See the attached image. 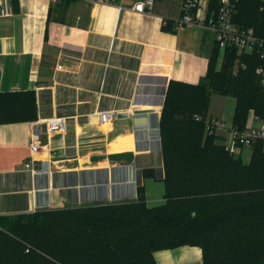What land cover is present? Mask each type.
Wrapping results in <instances>:
<instances>
[{"label":"crops","instance_id":"1","mask_svg":"<svg viewBox=\"0 0 264 264\" xmlns=\"http://www.w3.org/2000/svg\"><path fill=\"white\" fill-rule=\"evenodd\" d=\"M138 1L14 0L0 14V92L34 91L37 107L34 121L0 125V216L130 201L138 186L146 202L164 194L157 138L166 90L199 82L214 36L200 24L163 30L183 0H153L144 13L132 10ZM52 118L64 125L48 132ZM33 133L41 148L26 168ZM153 257L201 264L202 254L181 246Z\"/></svg>","mask_w":264,"mask_h":264},{"label":"trees","instance_id":"2","mask_svg":"<svg viewBox=\"0 0 264 264\" xmlns=\"http://www.w3.org/2000/svg\"><path fill=\"white\" fill-rule=\"evenodd\" d=\"M218 7L219 0H208L207 14ZM233 20L263 36L264 0H238ZM177 26L178 20L163 30ZM259 65L256 53L220 50L214 41L197 84L169 82L158 123L162 203L148 206L138 186L130 202L2 215L0 264H157L156 251L181 246L199 247L201 264H264L263 142L253 144L243 164L223 136L206 133L204 122L212 94L235 99L237 131L249 112L264 121ZM36 117L34 91L0 92V125ZM143 177L155 175L144 170Z\"/></svg>","mask_w":264,"mask_h":264},{"label":"built area","instance_id":"3","mask_svg":"<svg viewBox=\"0 0 264 264\" xmlns=\"http://www.w3.org/2000/svg\"><path fill=\"white\" fill-rule=\"evenodd\" d=\"M10 1L0 0V8H5L1 10L0 14L11 13ZM207 1L183 0L178 26L200 24L213 34L214 41L218 44L220 50L231 47L236 49L238 54L256 53L260 59V65L256 68L255 73L260 84L264 87V35L257 36L252 28H243L234 22L233 17L238 0H219L218 10L210 15L207 14ZM152 6L153 0H140L133 5L132 10L144 13L146 10H151ZM99 117L101 121H105L109 118V112H101ZM204 122L207 134H218L224 137L223 145L231 154L245 146L251 148L258 141H262L264 145V121L259 120L253 113L249 115L242 131H237L232 127V124L228 126L224 120L206 117ZM63 125L64 120L62 118H52L45 122L48 132L59 130ZM157 140L160 144L159 132ZM40 148V136L33 133L29 144L30 160L25 164L26 168L33 163L34 155ZM31 173L33 176H37L42 174V170L31 169ZM36 210L39 209H34V211Z\"/></svg>","mask_w":264,"mask_h":264},{"label":"rangeland","instance_id":"4","mask_svg":"<svg viewBox=\"0 0 264 264\" xmlns=\"http://www.w3.org/2000/svg\"><path fill=\"white\" fill-rule=\"evenodd\" d=\"M220 61V57L219 60ZM235 107V99L230 96H220L216 94H212L210 101H209V107L207 115H211L212 118H216L217 120H224L228 126L231 125L232 121V115ZM252 112H249V115ZM263 121V120H262ZM228 137V135H227ZM234 157L240 158L241 162L243 164H248L250 162L251 158V148L248 146L243 147L241 150L234 151ZM152 202H147L148 206H154L158 205L163 202V194L161 195H155ZM136 200V199H133ZM130 200V201H133ZM126 201V202H130ZM118 203V202H116ZM99 205V204H96ZM67 208V207H65ZM50 210H56V209H50Z\"/></svg>","mask_w":264,"mask_h":264},{"label":"water","instance_id":"5","mask_svg":"<svg viewBox=\"0 0 264 264\" xmlns=\"http://www.w3.org/2000/svg\"><path fill=\"white\" fill-rule=\"evenodd\" d=\"M135 114H142V112L141 111H138ZM159 138H160V136H159ZM92 184H94V182H92ZM97 184H99V186H98L99 188H104L105 192H107V184H108V182H107L106 179L105 180L102 179L101 181H98ZM112 187L113 186H111V188Z\"/></svg>","mask_w":264,"mask_h":264},{"label":"bare ground","instance_id":"6","mask_svg":"<svg viewBox=\"0 0 264 264\" xmlns=\"http://www.w3.org/2000/svg\"><path fill=\"white\" fill-rule=\"evenodd\" d=\"M134 196V195H133ZM133 196H132V199H133Z\"/></svg>","mask_w":264,"mask_h":264}]
</instances>
